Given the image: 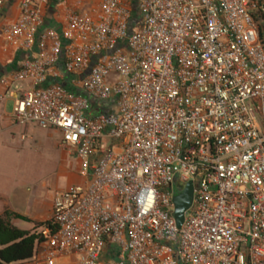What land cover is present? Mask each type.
I'll return each instance as SVG.
<instances>
[{
  "label": "built area",
  "instance_id": "1",
  "mask_svg": "<svg viewBox=\"0 0 264 264\" xmlns=\"http://www.w3.org/2000/svg\"><path fill=\"white\" fill-rule=\"evenodd\" d=\"M50 2L1 28L0 104L59 131L83 182L17 264H264V0H74L47 26Z\"/></svg>",
  "mask_w": 264,
  "mask_h": 264
},
{
  "label": "rangeland",
  "instance_id": "2",
  "mask_svg": "<svg viewBox=\"0 0 264 264\" xmlns=\"http://www.w3.org/2000/svg\"><path fill=\"white\" fill-rule=\"evenodd\" d=\"M27 88L26 82L11 86L13 91ZM12 106L13 101L5 96L0 104V213L21 212L31 221L11 219V224L32 231L34 222L46 215L53 194L83 180L76 158L59 145V131L13 122Z\"/></svg>",
  "mask_w": 264,
  "mask_h": 264
},
{
  "label": "trees",
  "instance_id": "3",
  "mask_svg": "<svg viewBox=\"0 0 264 264\" xmlns=\"http://www.w3.org/2000/svg\"><path fill=\"white\" fill-rule=\"evenodd\" d=\"M11 219L30 222L20 214L4 210L0 214V264H17L29 261L42 241L41 234L34 231L42 228L47 222L34 223L32 231H24L14 227Z\"/></svg>",
  "mask_w": 264,
  "mask_h": 264
},
{
  "label": "crops",
  "instance_id": "4",
  "mask_svg": "<svg viewBox=\"0 0 264 264\" xmlns=\"http://www.w3.org/2000/svg\"><path fill=\"white\" fill-rule=\"evenodd\" d=\"M20 1L21 0H2V4L0 6V31L2 27L12 23L17 19L19 14L18 8ZM86 1L87 2L90 1L92 3L94 2V0H86ZM73 3L74 0H51L45 12V21L47 26H56L57 23L61 20L65 9L67 7H72ZM5 49L6 47L0 33V77L16 68L17 62L19 61L21 56L8 49H6L5 51ZM15 213L26 217L24 214H22L19 211H16ZM50 214H51V203L49 204L48 211L44 216V218L40 219L39 221H35L34 223L41 224L46 222L49 219ZM28 219L31 221L30 218Z\"/></svg>",
  "mask_w": 264,
  "mask_h": 264
},
{
  "label": "water",
  "instance_id": "5",
  "mask_svg": "<svg viewBox=\"0 0 264 264\" xmlns=\"http://www.w3.org/2000/svg\"><path fill=\"white\" fill-rule=\"evenodd\" d=\"M193 199L192 183L188 182L183 191L173 197L174 219L178 228L183 222L184 212L190 207Z\"/></svg>",
  "mask_w": 264,
  "mask_h": 264
}]
</instances>
